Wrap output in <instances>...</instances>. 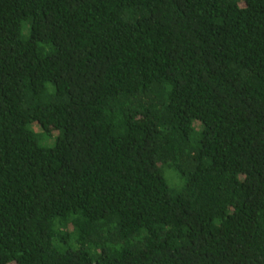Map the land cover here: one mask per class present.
I'll return each mask as SVG.
<instances>
[{
    "label": "trees",
    "instance_id": "trees-1",
    "mask_svg": "<svg viewBox=\"0 0 264 264\" xmlns=\"http://www.w3.org/2000/svg\"><path fill=\"white\" fill-rule=\"evenodd\" d=\"M0 264H264V0H0Z\"/></svg>",
    "mask_w": 264,
    "mask_h": 264
}]
</instances>
